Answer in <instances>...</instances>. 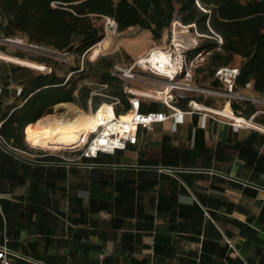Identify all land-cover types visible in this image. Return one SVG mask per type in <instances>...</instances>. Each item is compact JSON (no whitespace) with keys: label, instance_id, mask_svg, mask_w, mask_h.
I'll use <instances>...</instances> for the list:
<instances>
[{"label":"crops","instance_id":"crops-1","mask_svg":"<svg viewBox=\"0 0 264 264\" xmlns=\"http://www.w3.org/2000/svg\"><path fill=\"white\" fill-rule=\"evenodd\" d=\"M0 71L1 125L22 86L19 72ZM202 86L223 89L215 77ZM236 92L246 99L196 100L257 128L180 100L183 123L140 129L113 155L0 146V246L12 264H264V95Z\"/></svg>","mask_w":264,"mask_h":264},{"label":"trees","instance_id":"trees-1","mask_svg":"<svg viewBox=\"0 0 264 264\" xmlns=\"http://www.w3.org/2000/svg\"><path fill=\"white\" fill-rule=\"evenodd\" d=\"M100 18L112 19L119 32L132 27L148 31L155 41L162 39L174 20L195 25L204 42L191 55L210 53L196 79L203 75L206 82L215 77L218 68L233 66L240 58L235 91L251 84L256 93L264 95V0H0V25L6 37L25 38L39 47L73 52L78 58L103 39V27L96 22ZM217 35L222 45L216 41ZM44 64L51 73L29 71L27 78H16L22 86V105L9 108L14 111L3 116L0 126L1 136L14 149L28 147L25 139L29 145L39 146L33 128L55 106L74 103L95 113L102 104L111 102L92 96L98 88L78 85L87 77L66 80L48 61ZM116 65L114 58L104 57L96 65L89 64V70L98 85H108L105 94L121 101L116 113L122 114L130 110V104L123 82L112 75ZM79 70L78 65L73 71ZM187 102L182 100L179 106ZM232 107L236 110L237 105L232 103Z\"/></svg>","mask_w":264,"mask_h":264},{"label":"built area","instance_id":"built-area-1","mask_svg":"<svg viewBox=\"0 0 264 264\" xmlns=\"http://www.w3.org/2000/svg\"><path fill=\"white\" fill-rule=\"evenodd\" d=\"M55 6V5H54ZM106 19V34L109 30L116 29V23ZM171 41L168 47L155 48L138 57L131 64L116 65L112 75L123 82L124 93L128 96L130 110L126 113L117 114L116 108L121 101L113 98L105 92L108 85H98L92 96H101L111 100L102 104L95 112L97 129L88 134L83 145L74 150L47 149L48 152L61 156L62 153H80L81 158L93 159L100 154L113 155L117 151H125L129 146L138 143L140 129H153V126L173 120L174 124L184 122L187 113L179 109L180 100H188L191 111L206 112L210 115H222L221 112L205 111L206 108L196 100L198 94H210L213 96L229 98L233 100L246 99L235 91L236 83L240 75L238 66L220 67L215 72V78L222 84V90H210L199 88L196 83L197 71L204 65L210 53L191 52L200 48V34L195 25H183L174 20L170 28ZM219 45L223 44L220 36H216ZM14 48H38L30 44L25 38H8L4 35L0 25V53L1 49ZM59 56H64L56 52ZM51 69L50 72L51 73ZM1 77V71H0ZM251 84L247 86L250 87ZM163 104L167 112H142V99ZM113 116H110V112ZM1 126V125H0ZM236 128H257L251 120L243 118L235 119ZM0 146L12 148L0 134ZM14 253L6 246H0V264H12Z\"/></svg>","mask_w":264,"mask_h":264},{"label":"rangeland","instance_id":"rangeland-1","mask_svg":"<svg viewBox=\"0 0 264 264\" xmlns=\"http://www.w3.org/2000/svg\"><path fill=\"white\" fill-rule=\"evenodd\" d=\"M96 22L98 25L103 27L104 32L103 39L98 43L100 44L105 40V38L108 37L106 34V19L100 18ZM109 32L111 35L110 37H108L107 43L105 44L104 48H96L98 46V44H96L84 55H82L81 58H78V56L73 52H63L62 54L65 55L59 56L56 53L57 51L45 47H25L22 49L7 47L1 49V52L6 55V60L12 63L0 60V66L3 67L5 74H7L9 70H15L19 72L21 78L25 79L28 77L29 71L48 74L50 72V68L46 64H44V61H48L49 65H51L60 76L66 77V80H69L72 76L74 77V80H79L81 77H87V79H85L84 81H79L78 85H82L83 83H85L90 87L96 89L98 88L99 81L94 76H92V71L89 70V64L96 65L101 58L109 57L114 58L115 64L128 65L138 57L148 53L155 48L168 47L171 41L169 30H165L163 32L162 39L158 41H155L153 39V36L150 32L142 30L138 27L129 28L124 32H119L117 28H112L111 30H109ZM203 42L204 39H201V43ZM96 50H98L99 53L96 54ZM240 63L241 59L237 58L233 66H239ZM206 64L207 62H205L203 66H206ZM78 65L80 66V70L76 72V74L73 70ZM43 67H45L44 70L42 69ZM202 76L203 75L198 76V79H196L195 81L196 85L202 89L215 90L214 88H206L202 86L204 84ZM198 96L211 97L213 95L206 93L198 94ZM77 112H81L83 114H95L91 111V109L88 112H85L82 108L74 103H63V105L54 107L51 113L46 116H56L59 118L62 117L73 120L76 117ZM33 138L40 144L39 146L28 144L29 147L41 149L44 151H48L47 149L74 150L78 149L79 147L67 146L71 145L72 143L69 144L60 140L40 139L39 141L36 139L34 134ZM78 141L74 142L73 144L77 143ZM58 144H60V146H58Z\"/></svg>","mask_w":264,"mask_h":264},{"label":"bare ground","instance_id":"bare-ground-1","mask_svg":"<svg viewBox=\"0 0 264 264\" xmlns=\"http://www.w3.org/2000/svg\"><path fill=\"white\" fill-rule=\"evenodd\" d=\"M110 35V32H108L107 36L110 37ZM108 37L105 38L103 42L98 44L96 48H104L105 44L107 43ZM95 53L97 54L99 53V51L96 50ZM0 60L7 61L6 55L0 53ZM42 69L44 70L45 67H43ZM109 112L110 116H113V113L111 111ZM221 114L234 118L232 113L230 115H227L225 111H222ZM96 118L97 117L95 114H83L81 112H77V115L73 120L62 117L59 118L56 116H45L36 123L35 133L37 137H39V139L60 140L65 143H72L71 145L67 146H79L78 148H80L83 145L84 141L87 139L88 134L92 131H96L98 125ZM234 119L239 120L240 118L235 117ZM76 141L78 142L73 144ZM58 146H60V144H58Z\"/></svg>","mask_w":264,"mask_h":264}]
</instances>
